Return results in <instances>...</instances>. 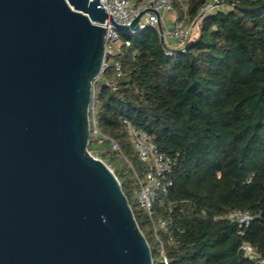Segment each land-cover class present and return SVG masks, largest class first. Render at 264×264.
I'll use <instances>...</instances> for the list:
<instances>
[{
  "label": "trees",
  "instance_id": "trees-1",
  "mask_svg": "<svg viewBox=\"0 0 264 264\" xmlns=\"http://www.w3.org/2000/svg\"><path fill=\"white\" fill-rule=\"evenodd\" d=\"M204 1L189 0L191 16ZM223 2L182 53L166 54L152 26L122 34L116 53L122 73L97 80L90 108L88 149L115 169L150 246L152 221L133 197L137 173L146 167L125 120L148 131L172 157L173 184L159 206L171 220L168 233L162 231L170 264H264L250 262L240 249L248 241L264 255V0ZM103 134L131 159L128 172L116 166L118 151L110 142H100ZM239 209L256 216L244 235L222 217Z\"/></svg>",
  "mask_w": 264,
  "mask_h": 264
},
{
  "label": "water",
  "instance_id": "water-1",
  "mask_svg": "<svg viewBox=\"0 0 264 264\" xmlns=\"http://www.w3.org/2000/svg\"><path fill=\"white\" fill-rule=\"evenodd\" d=\"M108 16L101 0H0V264H155L88 149Z\"/></svg>",
  "mask_w": 264,
  "mask_h": 264
},
{
  "label": "built area",
  "instance_id": "built-area-1",
  "mask_svg": "<svg viewBox=\"0 0 264 264\" xmlns=\"http://www.w3.org/2000/svg\"><path fill=\"white\" fill-rule=\"evenodd\" d=\"M101 2L109 16L105 22L99 23L105 27L104 62L100 76H103L106 70L111 67L110 57L116 56V53L120 51L123 45L122 31L117 27L116 23L131 25L134 19L141 12H144L138 26L130 29L126 34L133 35L147 26L155 27L159 33L165 53L175 55L185 52L190 44L197 41L204 19L209 14L215 13L225 6L223 0H205L198 13L191 16L189 13V0H101ZM130 44L131 39L129 38L125 41V45L128 46ZM116 71L118 74L122 73L121 60L116 61ZM98 78L93 82L92 108H94L96 102ZM107 83L115 87L113 81H107ZM125 122L128 124L131 143L136 149L139 159L145 163L146 167L143 175L137 173L139 178V204L152 221L154 236L162 246V261L164 264H170L162 231L168 233L171 220L159 213V206L165 204L160 195L167 193L169 187L173 184L171 175L174 161L171 156L159 150L153 136L148 131L135 127L128 120H125ZM94 131L101 134L97 125H95ZM106 141L110 142V150L121 151L118 141L112 139L109 135L103 134L100 142L104 143ZM106 150L104 149V152ZM95 156L98 157L97 155ZM126 159L132 164L130 158L126 157ZM222 217H226L236 223L242 235L245 234L247 228L256 218L255 214L250 210L242 209L231 211ZM170 238L172 239V237ZM240 249L244 257L250 262L264 263V255L252 243L244 241Z\"/></svg>",
  "mask_w": 264,
  "mask_h": 264
},
{
  "label": "rangeland",
  "instance_id": "rangeland-1",
  "mask_svg": "<svg viewBox=\"0 0 264 264\" xmlns=\"http://www.w3.org/2000/svg\"><path fill=\"white\" fill-rule=\"evenodd\" d=\"M122 34H126V33H122ZM126 35H128V34H126ZM117 60H119V58L117 56H111L110 57L109 62L111 64L112 72L107 73V75L105 77L104 76H99L98 79H100V81H102V80H113L115 78V76H116L115 74H117V71H116V61ZM115 162H116V166L120 170H123V171H126V172L129 171L130 163L128 162L126 157L124 155H122L121 153L117 152V158H116ZM109 166L113 170H115L111 165H109ZM138 192H139V189L137 188L133 197H134V201L139 204ZM146 229L148 230V236L151 239V248L154 251L155 259L157 261V264H160V261L162 259V254H161L162 246L159 243V241L155 238L153 231L149 230L147 227H146Z\"/></svg>",
  "mask_w": 264,
  "mask_h": 264
},
{
  "label": "crops",
  "instance_id": "crops-1",
  "mask_svg": "<svg viewBox=\"0 0 264 264\" xmlns=\"http://www.w3.org/2000/svg\"><path fill=\"white\" fill-rule=\"evenodd\" d=\"M221 8H225V6L221 7Z\"/></svg>",
  "mask_w": 264,
  "mask_h": 264
}]
</instances>
